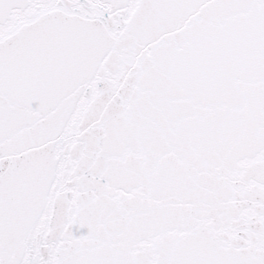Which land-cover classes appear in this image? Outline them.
<instances>
[{
  "label": "snow or ice",
  "instance_id": "1",
  "mask_svg": "<svg viewBox=\"0 0 264 264\" xmlns=\"http://www.w3.org/2000/svg\"><path fill=\"white\" fill-rule=\"evenodd\" d=\"M0 264H264V0H0Z\"/></svg>",
  "mask_w": 264,
  "mask_h": 264
}]
</instances>
